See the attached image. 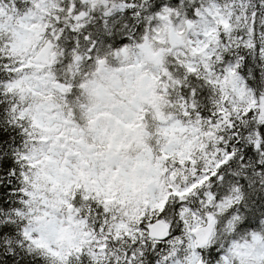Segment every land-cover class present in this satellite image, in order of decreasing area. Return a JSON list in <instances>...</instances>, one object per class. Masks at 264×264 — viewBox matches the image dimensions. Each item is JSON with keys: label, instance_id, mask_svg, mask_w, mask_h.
<instances>
[{"label": "snow or ice", "instance_id": "obj_1", "mask_svg": "<svg viewBox=\"0 0 264 264\" xmlns=\"http://www.w3.org/2000/svg\"><path fill=\"white\" fill-rule=\"evenodd\" d=\"M0 264H264V0H0Z\"/></svg>", "mask_w": 264, "mask_h": 264}]
</instances>
